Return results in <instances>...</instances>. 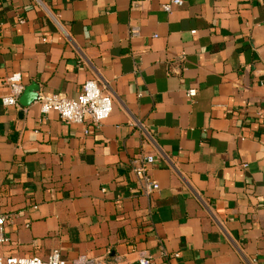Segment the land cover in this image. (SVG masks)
Returning a JSON list of instances; mask_svg holds the SVG:
<instances>
[{
  "label": "crops",
  "instance_id": "obj_1",
  "mask_svg": "<svg viewBox=\"0 0 264 264\" xmlns=\"http://www.w3.org/2000/svg\"><path fill=\"white\" fill-rule=\"evenodd\" d=\"M166 1L0 0V97L18 72L113 99L89 134L0 103L1 256L264 264V0ZM146 155L150 196L130 170Z\"/></svg>",
  "mask_w": 264,
  "mask_h": 264
},
{
  "label": "built area",
  "instance_id": "obj_2",
  "mask_svg": "<svg viewBox=\"0 0 264 264\" xmlns=\"http://www.w3.org/2000/svg\"><path fill=\"white\" fill-rule=\"evenodd\" d=\"M39 2V0H36ZM140 1V0H132ZM186 0H167L161 5L162 10L170 12L174 7H180ZM20 19V18H19ZM22 21V19H20ZM136 34L137 29H132ZM6 91L0 97L3 107H19V98L24 91V84L21 81L20 73L14 72L5 79ZM197 94L196 89H188L186 96L193 99ZM36 102L39 104L42 115L50 111H55L59 119L66 124L85 125L84 134L91 131L87 126H92L95 130L102 127V123L110 116L113 108V99L105 85H99L95 79L86 80L81 86L77 99L61 96L57 93L40 94ZM264 120V116H263ZM154 162L153 155H146L135 163H131L130 170L139 181L141 191L144 195L150 196L159 188L158 183L152 179L148 173L150 165ZM6 216L0 215V245L8 241L4 225ZM177 256V254L175 255ZM139 264H151L150 258L141 255ZM0 264H105L100 259L90 257H78L68 263L58 249L51 250L45 258L40 257H3L0 255ZM114 264H125L116 262Z\"/></svg>",
  "mask_w": 264,
  "mask_h": 264
},
{
  "label": "water",
  "instance_id": "obj_3",
  "mask_svg": "<svg viewBox=\"0 0 264 264\" xmlns=\"http://www.w3.org/2000/svg\"><path fill=\"white\" fill-rule=\"evenodd\" d=\"M39 90V86L35 82H32L30 85L26 86L19 98V104L23 107H29L36 101Z\"/></svg>",
  "mask_w": 264,
  "mask_h": 264
}]
</instances>
